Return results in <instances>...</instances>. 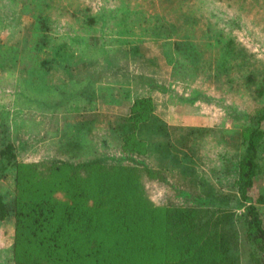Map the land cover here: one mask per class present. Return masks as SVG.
<instances>
[{
	"label": "rangeland",
	"instance_id": "1",
	"mask_svg": "<svg viewBox=\"0 0 264 264\" xmlns=\"http://www.w3.org/2000/svg\"><path fill=\"white\" fill-rule=\"evenodd\" d=\"M148 2L0 0V148L12 143L20 163L37 164L39 178H48L53 164L80 178L105 166H138L150 202L194 207L224 238V264H259L262 252L244 215L254 206L264 227V120L248 202L236 195L225 160L244 151L240 135L250 115L264 111V0H182L189 20L178 27ZM230 40L251 55L252 84L241 67L248 58L219 50ZM142 98H150L161 132L155 141L145 135L156 145L144 157L121 136ZM95 159L99 166L88 165ZM7 176L0 180V264H21L16 182Z\"/></svg>",
	"mask_w": 264,
	"mask_h": 264
},
{
	"label": "trees",
	"instance_id": "2",
	"mask_svg": "<svg viewBox=\"0 0 264 264\" xmlns=\"http://www.w3.org/2000/svg\"><path fill=\"white\" fill-rule=\"evenodd\" d=\"M151 1L147 6L160 8L157 10L160 15L174 20L171 26L188 22L189 15L179 8L182 0ZM231 43L232 40L219 50L233 60L248 58L241 67L245 83L252 84L251 55L247 52L243 56L244 52ZM150 102V98H142L134 103L121 127L124 147L141 157L150 151V145H156L148 142L150 134L155 141L161 133L151 114ZM263 120L264 111L250 115L251 127L240 135L244 138V151L235 162L223 158L229 165L227 168H234L232 176L237 182L236 195L239 194L241 203L250 200L247 193L260 171L258 148ZM190 138L192 135L188 134L182 145L188 146ZM166 151L164 149V155ZM87 163L99 166L96 159ZM36 165L20 163L16 148L10 142L0 148V180H7V173H12L16 182L13 220L18 263L224 264L227 260L224 238L208 224L206 226L194 207L164 209L150 202L138 166L118 164L109 169L105 166L96 174L80 178L68 177L65 171L61 173L62 166L53 164L49 177L39 178ZM231 171L229 169V175ZM57 193L63 200L58 199ZM244 216L250 240L255 241L257 250L262 252L259 264H264V227L260 215L249 205Z\"/></svg>",
	"mask_w": 264,
	"mask_h": 264
}]
</instances>
